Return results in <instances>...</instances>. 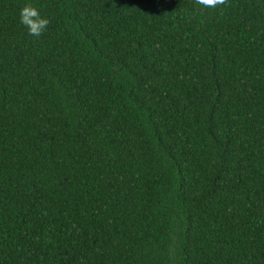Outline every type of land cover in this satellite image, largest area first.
<instances>
[{"label": "trees", "instance_id": "obj_1", "mask_svg": "<svg viewBox=\"0 0 264 264\" xmlns=\"http://www.w3.org/2000/svg\"><path fill=\"white\" fill-rule=\"evenodd\" d=\"M0 0V264H264V0Z\"/></svg>", "mask_w": 264, "mask_h": 264}, {"label": "clouds", "instance_id": "obj_2", "mask_svg": "<svg viewBox=\"0 0 264 264\" xmlns=\"http://www.w3.org/2000/svg\"><path fill=\"white\" fill-rule=\"evenodd\" d=\"M227 2L228 0H195L196 4L204 8H217ZM19 18L21 24L27 28L28 34L35 37L42 36L50 23L49 19L42 16L40 10L30 0L20 8Z\"/></svg>", "mask_w": 264, "mask_h": 264}]
</instances>
